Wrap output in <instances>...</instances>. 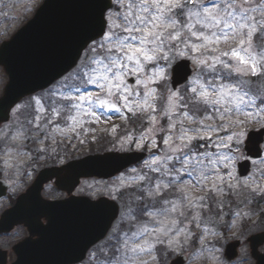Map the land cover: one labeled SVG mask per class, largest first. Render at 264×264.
<instances>
[{
  "label": "snow or ice",
  "instance_id": "snow-or-ice-1",
  "mask_svg": "<svg viewBox=\"0 0 264 264\" xmlns=\"http://www.w3.org/2000/svg\"><path fill=\"white\" fill-rule=\"evenodd\" d=\"M74 29L84 37V55L24 106L22 121L0 128V152L11 168L27 141L38 153L55 154L52 145L87 135V125L110 120V113L141 120L138 137L121 138L150 146L141 169L121 180L137 186L135 207L97 248L96 264H148L143 256L158 245H203L205 235L216 234L208 225L231 209L230 197L246 207L264 200V168L259 178L236 173L246 124L264 116V91L252 83L264 85V45L253 44L254 37L264 41V0H106L98 17L81 18ZM177 60V72L185 70L178 89L168 82ZM189 189L203 194L193 197Z\"/></svg>",
  "mask_w": 264,
  "mask_h": 264
},
{
  "label": "water",
  "instance_id": "water-1",
  "mask_svg": "<svg viewBox=\"0 0 264 264\" xmlns=\"http://www.w3.org/2000/svg\"><path fill=\"white\" fill-rule=\"evenodd\" d=\"M106 0H44L35 14L0 45V65L8 80L0 95V124L8 121L10 110L24 96L50 85L61 77L75 62L83 49V35L77 34L74 23L81 18L99 16ZM38 53L46 56L36 58ZM172 68L171 84L184 82V69L179 73ZM249 137L252 142H249ZM264 127L249 131L244 142L246 154L261 156L260 143ZM251 149V154H249ZM259 149V155H256ZM140 151L89 154L70 160L63 165L46 167L39 171L33 183L20 194L13 206L0 216V232L9 231L16 224H24L34 240L27 237L14 246L16 259L11 264H74L84 259L92 245L103 239L117 218L119 208L115 201L101 196L90 199L72 193L80 178H109L145 157ZM239 175L250 170L249 160L237 164ZM54 179V185L68 196L49 200L41 196L43 184ZM8 185L0 181V196ZM47 223L42 225L40 219ZM255 264H264V253L258 246L264 243V231L247 238ZM240 240L227 243L224 256L232 260L237 255ZM185 256L178 255L170 264H184ZM0 264H6L5 253L0 251Z\"/></svg>",
  "mask_w": 264,
  "mask_h": 264
},
{
  "label": "rangeland",
  "instance_id": "rangeland-1",
  "mask_svg": "<svg viewBox=\"0 0 264 264\" xmlns=\"http://www.w3.org/2000/svg\"><path fill=\"white\" fill-rule=\"evenodd\" d=\"M5 6L6 7H2V10H0V42L9 38L15 29H17L32 15L34 9L36 8V6L33 5L21 6L18 5V3L13 6L9 3ZM253 44L256 46L264 45V41H261L259 37H254ZM221 46L228 47L229 45ZM73 69L70 72H72ZM170 69L171 68L168 69L169 80ZM5 82L6 75L0 67V94ZM56 82H54L50 87L55 85ZM168 82L170 85V81ZM252 83L254 88L264 91V85L261 84L259 79L253 78ZM47 89L34 95L27 96L25 99L17 103V105L11 111V116L8 123L0 125V128H6L17 120L22 121L24 116L28 114V112H25L24 106L27 105L33 97L41 96L42 93ZM17 106H20L19 111H17ZM30 111L31 110H29V112ZM109 115L111 116L110 120L102 118L100 122H93L87 125V127L90 129L87 135L81 134L79 138H76L75 136H71V134H69L71 136L70 140L64 139L59 146L52 145V147H56L55 154H53L51 151L48 153H38L35 151L36 146L33 145L31 141H27L25 146L20 148L18 154L14 157L12 161L13 167L5 168L2 163L3 153L0 152V178L7 180L10 184L8 195L0 199V212L3 208L10 204L11 199H13L18 193L23 191L31 183L36 172L40 168L53 164H63V162L68 159L80 158L85 154L91 152L94 153L95 148H90L91 145L93 146V142H97L96 138H99L103 132H111L110 134H113L115 137L113 140L107 139L104 141L106 143L110 142V144L104 145V147H107V149L119 151L145 149L148 152V156L140 163L123 170L121 173L112 178L83 179L74 190V194H81L90 198H96L98 196L104 195L117 201V204L120 207V212L116 221L111 226L109 231L110 234L112 229L116 225L120 224L121 218L127 211V208L129 206L135 207L134 194H137V186L135 184H131V186H125V184L121 183V180L129 181V178L134 175L132 169H141L144 161L150 158V146L145 145L142 148H137L135 143H121V138L128 133H131L135 137L139 136L141 130V120L139 118L136 119L138 122V128L134 129L130 124V120H133L131 116H129V119L125 121L119 118L117 114L110 113ZM258 119L260 122L253 123L251 122L252 118H249V122L246 124V130L248 131L250 129L262 127V123H264V116H261ZM161 123L166 124L167 122L161 121ZM114 126L116 127L115 132L112 131ZM144 127H147V124H144ZM57 139L60 140L61 137L58 135ZM157 139L159 141L160 137H157ZM81 140L85 142L81 143ZM262 147V156L256 160H252V168L248 174L250 175L255 173L256 178H259V168H264V164H261V160H264V142ZM151 151L154 152L156 149H151ZM238 155H240L239 160L244 158L243 142ZM261 184H264V181H261ZM189 191L193 197H198L199 195L203 194L198 189H189ZM42 195L45 198H59L65 196L63 192L53 187L52 183L45 185ZM229 199L231 200V209L225 206L223 219L219 220V217H216L215 219L219 222H213L212 224L208 225V227L216 234L205 235V243L203 245L198 242V239L185 243L182 247L175 248V250L167 249L164 246L158 245L152 251L151 255H144L143 259L147 261L148 264H169L173 256L175 257L177 254H184L187 256L185 264H253L254 259L250 255L247 237L254 233L264 231V200H260L259 203H253L246 207L244 204L239 202V198L237 197H230ZM237 211L241 212L239 217L234 215V213ZM244 213H248V215H244ZM204 215L207 217L210 214L205 213ZM233 221H235V223H233ZM122 227L127 228V224L122 225ZM109 234H107V236L102 241L98 242L87 252V256L84 261H81L77 264H96V261L92 259V256L95 253L97 258H102L97 252V248L104 244ZM238 239L241 241V244L238 247L237 257L229 261L223 255L224 248L227 243ZM258 251L264 252V243L258 247ZM153 257H157V259H153Z\"/></svg>",
  "mask_w": 264,
  "mask_h": 264
},
{
  "label": "flooded vegetation",
  "instance_id": "flooded-vegetation-1",
  "mask_svg": "<svg viewBox=\"0 0 264 264\" xmlns=\"http://www.w3.org/2000/svg\"><path fill=\"white\" fill-rule=\"evenodd\" d=\"M41 2L42 0H0V6L4 7L9 3L12 6L16 5V3L21 6H35L39 5ZM40 221L42 224H46L47 222L44 218H41ZM25 237H30L35 240L37 235L32 234L24 225H16L11 231L0 233V249L4 250L7 264H10L16 257L13 246Z\"/></svg>",
  "mask_w": 264,
  "mask_h": 264
},
{
  "label": "trees",
  "instance_id": "trees-1",
  "mask_svg": "<svg viewBox=\"0 0 264 264\" xmlns=\"http://www.w3.org/2000/svg\"><path fill=\"white\" fill-rule=\"evenodd\" d=\"M134 127H136V124L133 125ZM113 135V134H112ZM108 132H103L99 138L97 139V142H93V146L91 145L90 149H94L95 152H100V151H104L106 150L107 147H104V145L106 144H110V142H104L107 139H112L113 140V136ZM96 141V140H95Z\"/></svg>",
  "mask_w": 264,
  "mask_h": 264
}]
</instances>
